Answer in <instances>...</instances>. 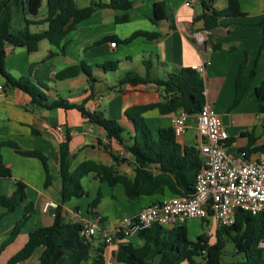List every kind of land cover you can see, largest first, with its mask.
Listing matches in <instances>:
<instances>
[{
    "label": "crops",
    "instance_id": "0c3cea01",
    "mask_svg": "<svg viewBox=\"0 0 264 264\" xmlns=\"http://www.w3.org/2000/svg\"><path fill=\"white\" fill-rule=\"evenodd\" d=\"M78 1L76 0V4ZM93 1L105 4L110 2L90 0L89 3ZM132 1L134 7L129 12L130 22L126 24H116V12L110 8L99 9L80 23L66 38L65 55L59 54L45 60L51 51H58L46 40L40 42L39 50L35 53L9 46L6 57L8 71L15 77L26 76L35 83L48 85L51 100L61 97L70 103L84 104L88 109L94 107L95 112H101L105 117L118 121L127 129L129 135H126V140L130 143L134 130L133 122L126 116V111L134 106L160 103L164 93L152 83L137 86L126 84L120 87L119 81L130 73L141 77L149 73L153 79L165 80L184 68H192L209 61L211 65L201 75L205 84L206 101L221 116L229 133V154L239 157L250 145L246 159H259L264 151L255 149L264 147V111H260L254 91L264 82V26L261 25L264 19V0H240L242 12L246 16L222 18L219 27L213 32L205 30L202 22H195V18L203 13L202 4L186 7V0ZM160 1L168 3L172 20L165 19L154 24L151 21L155 15L154 4ZM211 3L217 11L228 7V0H211ZM84 7L87 6L79 8ZM46 11L44 4L41 17L46 15ZM25 18L31 19L27 8L20 13L15 27H23ZM172 24L175 29H171ZM45 28L46 26H32L31 30L39 32ZM137 31L157 32L160 37L152 40L139 37L130 44L119 42ZM198 34L203 35V43L197 41ZM112 37L117 40H109ZM211 38L213 41L221 39L227 44L220 50H214L207 43ZM116 42L115 47L111 46ZM231 46L236 48L234 53L229 49ZM245 60V74L255 71L256 76L242 104L231 109L235 99L236 79ZM107 62H118V69L104 70L101 66ZM81 63L90 66L96 82L89 84V78L84 74L63 81L55 79L57 72ZM147 63L150 64L149 68ZM175 115L168 116H172L173 121ZM143 116L145 120L157 121L158 128L153 133L155 138L158 137L160 129L172 127V123L164 125L160 122V116L163 115L157 110L148 111ZM191 128L195 130L193 145L186 141L187 132L177 139L183 151L185 148L197 147L193 118L190 121L189 129ZM67 135L71 137V170L90 160L114 166L120 174L135 177V159L131 152L118 142L108 139L102 128L83 118L77 110H47L36 107L29 95L20 90L7 89L5 79L0 74V143L12 141L22 151L43 153L47 157L51 175V183L46 186V173L41 161L23 156L9 146L1 149L3 161L11 170V177L0 178V195L11 196L16 183L22 182L26 186L27 198L35 205V212L15 242L0 256V264H6L25 245L29 233L53 224L56 210L51 209L44 213L43 207L47 202L58 203L64 223L83 224L85 227L90 223H97L98 229L94 238L95 245H99L104 242L102 233L116 227L124 218L135 217L143 208L173 197L166 190L164 197L131 200L123 186L111 187L91 174L82 181L87 196L63 203L59 148L66 141ZM113 155L117 157L116 160ZM153 172L160 174V167L153 166ZM171 177L174 178L172 175ZM99 192L102 195L101 201L91 208L90 204L97 199ZM24 208L22 206L13 213H7L5 208L0 207V215L5 214L0 222V246L23 217ZM128 243L138 245L142 241L138 236L127 237L107 245L104 253L105 264H118L115 258L118 248ZM12 249L14 252L7 255L1 263L4 255ZM39 255L40 251L24 264H39ZM91 263L92 260L83 264Z\"/></svg>",
    "mask_w": 264,
    "mask_h": 264
},
{
    "label": "trees",
    "instance_id": "16d2710c",
    "mask_svg": "<svg viewBox=\"0 0 264 264\" xmlns=\"http://www.w3.org/2000/svg\"><path fill=\"white\" fill-rule=\"evenodd\" d=\"M46 4V15L41 17V10ZM203 13L195 18V22H202L204 29L213 32L220 25L222 18H241L246 14L242 12L240 0H228V7L217 11L212 7L211 0L201 3ZM134 7L132 0H110L105 4L93 1L89 6L79 8L76 0H0V74L5 79L7 89L24 92L32 99L38 108L47 110H77L83 118L102 128L110 140L118 142L127 148L135 159V177L117 172L114 166L100 164L94 161H85L71 170L70 143L71 137L67 135L66 141L59 148V174L62 183V202L71 199H81L87 196L83 186V179L94 174L102 182L111 187L123 186L127 197L138 200L142 197L166 196V190L171 196H190L194 192L195 181L203 161L195 147L181 148L177 142L173 127L160 129L158 137L147 125L144 113L157 110L161 115L177 114L180 110L193 116L199 113L206 103L205 84L199 73L192 68H184L169 75L165 80L153 79L149 73L137 76L132 73L125 75L119 86L131 84H155L163 90V99L160 103L134 106L126 111V116L133 122L134 135L127 143L126 135L129 133L118 121L109 119L101 112H90L84 104L78 105L59 97L51 100L48 85L35 83L29 77H15L6 67L7 49L9 46L23 48L28 53L39 50L40 42L46 40L58 51H51L45 60L52 59L61 54L65 55L68 35L85 20L89 19L99 9L110 8L116 12L115 23L126 24L130 22L129 12ZM27 8L31 19L25 18L24 26L16 28V22L23 9ZM155 15L151 21L159 24L162 20H172L169 5L166 1L154 4ZM173 23V21H172ZM264 26V19L261 23ZM32 26L43 27L44 30L33 32ZM171 29H175L172 24ZM139 37L149 40L159 38L157 32L137 31L128 38L119 41L130 44ZM117 40L115 37L109 40ZM214 50H220L227 42L212 38L207 42ZM117 44V42L115 43ZM235 52L234 46L229 47ZM118 62H107L101 67L106 71L118 69ZM246 60L242 63L235 83V99L231 109L242 104L249 93L255 71L245 74ZM150 64L147 63V68ZM84 74L89 78V84L96 82L90 66L81 63L70 66L56 73L58 81L76 78ZM259 102V109L264 111V82L254 91ZM242 135H247L242 133ZM12 147L23 156L36 158L41 161L46 173V186L51 183L47 157L39 152H26L12 141L0 143V178H10L11 170L6 167L1 149ZM250 145L244 151L250 152ZM255 150L264 151V147ZM115 160L116 156L113 155ZM159 166L161 173L155 174L153 166ZM174 176V178L171 177ZM101 192L97 199L90 204L96 207L101 201ZM159 200L156 203H160ZM24 206L23 217L16 223L9 238L0 246V256L18 238L22 229L35 212V205L27 198L26 186L22 182L16 183L15 191L11 196L0 195V207L13 213ZM5 214L0 215V222ZM86 227L83 224L64 223L60 207L56 209L54 222L50 226H42L28 235L25 245L6 264H24L35 253L40 251L39 264H83L92 260L91 264H105L106 244L101 242L95 245V238L85 236ZM264 233V215L253 216L250 213L239 211L236 223L230 227L218 228L216 242L211 243L206 235H201L196 241L188 237L187 228L178 226L171 229L153 226L151 229L138 235L142 244L131 243L120 245L116 254L118 264H264V252L258 249V243ZM234 244V257L241 259L224 262L223 254L227 242ZM203 259L202 262L199 260Z\"/></svg>",
    "mask_w": 264,
    "mask_h": 264
},
{
    "label": "built area",
    "instance_id": "2783aa9c",
    "mask_svg": "<svg viewBox=\"0 0 264 264\" xmlns=\"http://www.w3.org/2000/svg\"><path fill=\"white\" fill-rule=\"evenodd\" d=\"M204 1L186 0L185 6L192 7ZM196 37L199 43L204 42L203 35ZM209 65L211 62L208 61L194 65L192 69L203 75ZM89 111L95 112V108ZM192 118L195 120L196 148L203 161L192 195L170 197L143 208L135 217L124 218L116 227L102 233L106 245L136 237L155 225L171 229L190 219H201L208 225L212 220L222 228L233 226L239 211L253 216L264 215V153L257 160H247L246 152L239 157L231 156L228 152L229 133L221 116L207 101L196 115L191 116L184 110L175 115L172 127L177 139L186 134ZM58 208V203L47 202L43 211L48 213ZM97 229V223L88 224L85 236L94 237ZM258 249L264 252V233Z\"/></svg>",
    "mask_w": 264,
    "mask_h": 264
},
{
    "label": "rangeland",
    "instance_id": "374dc122",
    "mask_svg": "<svg viewBox=\"0 0 264 264\" xmlns=\"http://www.w3.org/2000/svg\"><path fill=\"white\" fill-rule=\"evenodd\" d=\"M89 2L90 0H79L77 5L79 7L88 6L90 4ZM85 108L88 109V107H85ZM145 121L147 125L149 126V128L151 129V131L153 133L154 132L156 133L157 128H158L157 121H154V120H145ZM160 122H162L164 125H169L172 123V116H160ZM194 135H195L194 128H191L187 131L186 141L189 145L194 144V140H193ZM27 171H29V167L27 168ZM178 226H184L187 228L188 237L191 241H196L199 236L206 235L209 237L211 243L216 242V232H217L218 227L215 225L214 221L212 220H210V223L208 225L201 219H190L182 225L178 224L177 227ZM13 252H14L13 249L9 250L8 253L4 255V259L2 260L1 263L5 261V259L8 257L7 255H11ZM234 253H235L234 244L228 241L224 249L223 261L232 262V261L239 260L242 258V256L234 257L233 256ZM184 264H187V263H184Z\"/></svg>",
    "mask_w": 264,
    "mask_h": 264
},
{
    "label": "water",
    "instance_id": "95a60500",
    "mask_svg": "<svg viewBox=\"0 0 264 264\" xmlns=\"http://www.w3.org/2000/svg\"><path fill=\"white\" fill-rule=\"evenodd\" d=\"M202 261H203V259L199 260V262H202Z\"/></svg>",
    "mask_w": 264,
    "mask_h": 264
}]
</instances>
